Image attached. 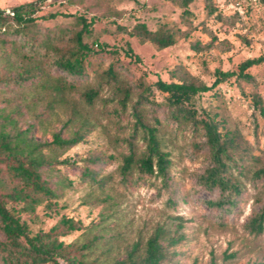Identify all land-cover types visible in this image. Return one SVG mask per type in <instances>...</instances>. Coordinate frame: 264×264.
<instances>
[{
	"label": "rangeland",
	"instance_id": "374dc122",
	"mask_svg": "<svg viewBox=\"0 0 264 264\" xmlns=\"http://www.w3.org/2000/svg\"><path fill=\"white\" fill-rule=\"evenodd\" d=\"M29 2L36 3L39 15H85L88 22L93 21L91 36L85 42L91 44L96 38L104 49L89 58L82 77H66L74 86L67 93L66 103L54 109V116L43 127L35 125L31 129L38 142H49L52 131L61 130L67 136L71 128L64 122L72 107L92 124L84 141L59 157L73 164L58 166L59 172L52 177L53 185L61 189L59 214L44 217L39 207L41 222L31 224V230L46 232L63 215L79 221L82 228L62 240L81 244L100 237L89 259L97 257L102 264L123 260L131 246L135 242L144 245L157 226L178 229L182 237L163 264H264V235L253 236L244 229L253 211L264 202V179L250 178L254 170L264 169V113L252 101L256 95L264 107V62L248 69L250 82L230 79L198 100L201 109L216 115L221 130L238 133L246 152L242 161L245 172L249 171L242 178L246 190L231 213L207 205L218 197L216 191H206L197 183L208 165V150L201 137L189 129L178 131L165 117L164 96L154 87L157 80L210 86L216 70L236 71L245 60L264 56V4L255 0H192L184 11L180 0H0V11L11 12ZM138 23L151 31L171 29L174 44L158 49L140 43L128 34ZM72 25L71 18L63 17L38 21L31 30L33 40L17 43L18 55L11 53L10 45L0 44V58L17 64L21 54L27 56L32 50V43H41L42 47L48 37ZM127 45L138 61L125 56ZM5 66L0 60V68ZM109 66L117 76L115 82L107 83L101 74ZM32 88L23 94L0 92V108L11 99L13 106L19 104L24 111L32 98H41ZM124 89L129 97L122 109L119 100ZM90 90L97 95L87 105L83 95ZM145 95L147 100L138 109L147 123L152 124L155 117L162 122L159 138L168 154L169 167L164 179L159 175L140 177L134 171L131 183L125 184L119 166L123 156L129 154L126 140L133 123L132 106ZM36 109L42 111L41 102ZM24 122H19L21 129L26 127ZM144 148L138 136L134 149L140 153ZM89 156H94L95 168L108 178L102 190L80 175L83 160ZM229 255L233 257L226 258Z\"/></svg>",
	"mask_w": 264,
	"mask_h": 264
},
{
	"label": "trees",
	"instance_id": "16d2710c",
	"mask_svg": "<svg viewBox=\"0 0 264 264\" xmlns=\"http://www.w3.org/2000/svg\"><path fill=\"white\" fill-rule=\"evenodd\" d=\"M180 1L184 11H187V5L192 0ZM255 1L264 4V0ZM11 13L12 15L0 11V44L2 47L10 45L11 53L15 56L19 54L17 43L21 39H26L28 43L33 40L31 30L38 21L63 17L71 18L73 25L48 37L42 47L41 43H32V50L27 56L21 54L17 64L10 59L0 58L6 63L5 68H0V92L10 90L9 93L23 94L27 88L33 87L41 97L32 98L24 106L25 112L19 104L13 106L11 99L5 100L0 108V264H102L97 257L89 259L95 245L101 240L100 237L94 236L81 244H66L62 240L82 228L79 221L63 215L46 232H33L30 225L41 222L37 212L39 207L42 208L44 217L59 214L57 203L62 197L61 189L53 185L52 177L59 172L58 166L73 165L67 159L59 160V157L83 142L92 124L72 107L64 122L65 126L71 128L67 136H63L61 130L52 131L49 142H38L33 139L31 129L35 125L43 127L54 116V109L66 103L68 91L74 88L73 84L67 83L66 77H82L85 66L89 65V58L104 49L96 38L91 44L85 42V38L91 36L93 21L88 22L85 15L78 12L39 15L36 3L29 2L12 8ZM128 34L137 38L140 43H150L158 49L170 47L175 41L171 29L159 27L151 31L144 23L134 25ZM9 37L13 38L12 42H8ZM124 54L138 61L129 45ZM262 62L264 56L245 60L238 65L236 71L218 69L214 72V81L210 86L168 83L162 80L154 83L155 89L164 96L165 117L174 123L178 131L189 129L194 136L203 139L209 162L198 176L197 183L206 191L217 192V199L208 201L207 205L222 209L224 213L236 211L246 190V184L242 181L245 174L249 173L245 172L242 164L246 152L241 148L238 133L229 129L221 130L216 115L201 109L198 100L200 95L230 79L250 82L252 77L247 72L248 69ZM101 76L110 83L116 81L117 75L109 66ZM96 95L97 92L93 90L86 92L83 95L84 102L90 105ZM128 97L129 92L124 89L119 100L122 109L125 108ZM143 100H147L146 95L140 96L132 106L133 123L126 140L129 154L123 156L119 166L121 181L125 184L131 183L130 177L134 171L140 177L159 175L164 179L169 167L168 154L162 150L159 138L162 122L156 117L152 124L146 122L141 109H138ZM252 101L264 113L261 99L255 95ZM40 102L42 111L37 112ZM24 116L32 121L28 122ZM22 120L26 125L24 129L19 127ZM138 136L145 143V148L140 153L134 149ZM95 161L94 156L83 160L80 175L90 185L102 190L108 178L95 168ZM250 178L264 179V169L254 170ZM244 229L253 236L264 235V202L260 203L258 210L253 211ZM181 240L178 229L157 226L144 245L135 242L125 258L114 264H163L170 249ZM232 257L233 255L226 256Z\"/></svg>",
	"mask_w": 264,
	"mask_h": 264
},
{
	"label": "built area",
	"instance_id": "2783aa9c",
	"mask_svg": "<svg viewBox=\"0 0 264 264\" xmlns=\"http://www.w3.org/2000/svg\"><path fill=\"white\" fill-rule=\"evenodd\" d=\"M7 14H10V15H12V13L11 12H6Z\"/></svg>",
	"mask_w": 264,
	"mask_h": 264
}]
</instances>
